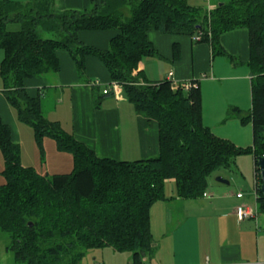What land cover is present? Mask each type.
Here are the masks:
<instances>
[{"label":"trees","instance_id":"trees-1","mask_svg":"<svg viewBox=\"0 0 264 264\" xmlns=\"http://www.w3.org/2000/svg\"><path fill=\"white\" fill-rule=\"evenodd\" d=\"M214 5L207 11L188 0H94L89 10L56 14L55 0L0 1L3 96L19 122L33 130L43 155V142L49 138L74 162L73 172L64 175L43 176L24 167L21 146L0 116L7 181L0 186V243L5 239L13 264H83L91 251L107 248L129 253L131 264H145L153 245L151 208L166 199V182L175 181L179 199H201L209 178L231 169L243 155L255 160L256 204L264 214L258 168L264 158V0H217ZM239 29L249 33L252 109L242 118L253 127L248 149L216 137L204 125L198 82L190 90L170 80L153 83L144 69L145 59H162L148 38L150 32L189 37L208 44L213 56L233 60L221 38ZM99 31L117 32L105 51L79 40L82 32ZM61 50L71 55L82 79L87 58L98 59L110 75L109 88L122 86L136 114L158 124L157 158L100 159L45 116L43 95L31 97L27 82L58 74ZM180 57V45L174 43L173 59ZM100 91L94 96L97 109L113 95Z\"/></svg>","mask_w":264,"mask_h":264},{"label":"crops","instance_id":"crops-1","mask_svg":"<svg viewBox=\"0 0 264 264\" xmlns=\"http://www.w3.org/2000/svg\"><path fill=\"white\" fill-rule=\"evenodd\" d=\"M8 1L25 4L31 0ZM93 1L55 0L54 11L62 14L89 10ZM116 33L82 32L79 40L86 46L105 51ZM175 37L177 39L172 42L162 34L160 38L166 42L167 50L161 54L160 38L154 35V31L149 33V40L162 56L160 60L168 64L161 74L157 68L156 72H152V62L144 63L147 79L153 83L170 80L177 85L198 82L202 92L204 125L216 137L230 141L238 148L250 147L251 130L244 126L239 131L234 130V125L228 126L226 119L227 114H233V111L241 113L239 109L243 107L246 86L251 89L252 109L248 31L239 29L222 36V48L233 58L230 60L227 57V61L216 59L218 56H213L208 44L196 43L189 37ZM174 43L180 45L179 60L173 59ZM57 55L60 71L53 76L55 82H48L49 76L27 82L31 97L43 95V110L44 104L54 100L55 107L47 118L59 123L100 159L136 162L157 158L160 154L159 126L136 114L122 86L110 87L113 95L104 99L100 109L96 108L95 93L99 95L100 90L109 88L111 84L106 67L98 59L89 57L86 60L85 79H82L67 51H58ZM240 68L243 69L239 71ZM170 74L173 76L169 77ZM11 108L3 95L0 96V116L11 127L14 142L20 145L19 126L22 123L18 120L17 112L14 115ZM217 183L230 186V183ZM219 190L209 182L208 191L201 199L183 200L178 196H168L155 203L151 208L152 252L145 259V264H264V228L260 221H240L237 210L243 206L237 203L245 197L238 198L239 193L236 201L232 199L233 204H226V196H221ZM251 198L253 204L245 206L254 208L256 189Z\"/></svg>","mask_w":264,"mask_h":264},{"label":"rangeland","instance_id":"rangeland-1","mask_svg":"<svg viewBox=\"0 0 264 264\" xmlns=\"http://www.w3.org/2000/svg\"><path fill=\"white\" fill-rule=\"evenodd\" d=\"M190 6L193 7H207V0H188ZM217 1H213V4H216ZM129 14V11L125 12ZM156 33V34H155ZM154 35H157L159 38L162 37V34L158 32H154ZM166 37V36H165ZM166 39H171L174 42L177 37L175 35H167ZM44 38H48L45 36ZM180 39V38H179ZM161 40V49H159L160 53L163 54L165 50H167V46L165 47V43L162 38ZM174 40V41H173ZM158 43L160 41H157ZM164 42V43H162ZM156 43V44H158ZM216 59H224L227 61L228 58L226 56H218ZM3 60V53L0 51V65ZM152 62L151 70L152 72L163 71L165 70L166 65L168 64L164 60L148 58L144 60V63ZM158 65V66H156ZM243 68H240L242 70ZM162 71L160 72L162 74ZM160 74V75H161ZM159 75V76H160ZM54 74L49 75L48 82L54 81ZM249 89V90H248ZM3 82L0 75V96L3 95ZM4 97V96H3ZM243 107H240L241 114L239 117H236L234 113L227 114V125H234V130H238L244 127H247L248 131L251 130V146L253 144L252 139V123L249 121L247 123L242 122V118H245L250 115L251 110V89L250 86H246L245 88V98L242 99ZM55 107V102L51 99V102L48 104H44V114L46 117H50L49 112L53 110ZM14 115H16V110L11 108ZM234 116V117H233ZM244 126V127H242ZM19 127V134L21 136V154H22V164L24 167H31L37 170L43 176H53V175H64L71 174L74 170V162L71 154L61 153L57 149V145L52 139H45L42 145L44 150V155L42 154L41 148L35 139V135L33 130L24 124H21ZM232 128V129H233ZM250 147H244L243 149H248ZM5 170L4 159L0 151V186H4L7 181L3 175ZM218 178H221L230 183V186L219 185L216 181ZM209 182L211 184L216 185L219 188V192L221 196H226L225 202L226 204H233L234 199L236 201L237 194L241 193L245 199L241 202L239 201V206H245V204L252 205L253 199L252 193L255 192L256 189V178H255V168H254V158L252 155H243L236 159L235 165L231 167V169H222L215 172L210 178ZM165 194L168 196H177V189L174 180H169L165 184ZM216 201V200H214ZM258 220L260 221V225L264 228V214L258 216ZM7 243L5 239L1 240L0 243V264H13L12 256L6 251ZM131 264V255L129 253H116L113 249L107 248L103 250H94L91 251L89 255L84 259L83 264Z\"/></svg>","mask_w":264,"mask_h":264},{"label":"built area","instance_id":"built-area-1","mask_svg":"<svg viewBox=\"0 0 264 264\" xmlns=\"http://www.w3.org/2000/svg\"><path fill=\"white\" fill-rule=\"evenodd\" d=\"M213 1H217V0H207V11H212L215 7V5L213 4ZM199 40V39H198ZM173 74H170L169 77H172ZM195 85H193L192 82H189V83H186L183 85V87L186 89V90H190L191 87H193ZM111 92L110 88H105L103 93L105 95L109 94ZM256 192H257V182H256ZM243 195L242 194H239L238 195V198H242ZM258 208H257V204L254 208H251V207H247V206H243V207H240L238 208L237 210V217L240 221L242 220H246V219H255L257 220L258 219Z\"/></svg>","mask_w":264,"mask_h":264},{"label":"water","instance_id":"water-1","mask_svg":"<svg viewBox=\"0 0 264 264\" xmlns=\"http://www.w3.org/2000/svg\"><path fill=\"white\" fill-rule=\"evenodd\" d=\"M258 168H259V171H260V178H261V191L264 194V158H260L258 160ZM217 182L223 183V184H226V185L229 184L228 181H225V180H223L221 178H218Z\"/></svg>","mask_w":264,"mask_h":264}]
</instances>
